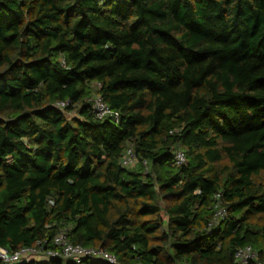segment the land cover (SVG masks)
Returning <instances> with one entry per match:
<instances>
[{"label": "trees", "instance_id": "trees-1", "mask_svg": "<svg viewBox=\"0 0 264 264\" xmlns=\"http://www.w3.org/2000/svg\"><path fill=\"white\" fill-rule=\"evenodd\" d=\"M263 176L264 0H0V248L264 264Z\"/></svg>", "mask_w": 264, "mask_h": 264}, {"label": "built area", "instance_id": "built-area-1", "mask_svg": "<svg viewBox=\"0 0 264 264\" xmlns=\"http://www.w3.org/2000/svg\"><path fill=\"white\" fill-rule=\"evenodd\" d=\"M89 102L92 104L93 112L98 120L114 118L119 120L120 115L117 111L111 109L98 94H94ZM59 109H65L66 103L59 102L56 104ZM138 157L131 146L127 149L122 160L123 167L135 169L138 165ZM186 163L185 153L177 151L175 154V165L182 166ZM146 165V164H145ZM217 199L220 195H217ZM217 205L218 212L210 227L216 226L221 219L226 217V210ZM46 241H40L35 248H26L20 252L11 253L5 248H0V264H15L19 262H31L34 257H42L44 259L60 258L74 263H81L85 259L104 260L111 264H117V259L114 255L102 249L87 248L81 245L72 244L66 232H61L55 236L52 243L55 249H45ZM236 258L241 264H249L250 261H258L259 253L251 246L241 248L236 253ZM263 264V263H257Z\"/></svg>", "mask_w": 264, "mask_h": 264}, {"label": "rangeland", "instance_id": "rangeland-1", "mask_svg": "<svg viewBox=\"0 0 264 264\" xmlns=\"http://www.w3.org/2000/svg\"><path fill=\"white\" fill-rule=\"evenodd\" d=\"M78 113L79 112L77 110H75V111H72L71 113H67L66 116L68 117L69 120H72V119L78 117ZM263 178H264V176H263ZM37 260H40V259L38 258Z\"/></svg>", "mask_w": 264, "mask_h": 264}, {"label": "crops", "instance_id": "crops-1", "mask_svg": "<svg viewBox=\"0 0 264 264\" xmlns=\"http://www.w3.org/2000/svg\"><path fill=\"white\" fill-rule=\"evenodd\" d=\"M40 259V260H43L44 258H42V257H34L33 259H32V261H38V262H40V260H37V259Z\"/></svg>", "mask_w": 264, "mask_h": 264}]
</instances>
